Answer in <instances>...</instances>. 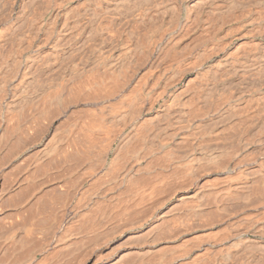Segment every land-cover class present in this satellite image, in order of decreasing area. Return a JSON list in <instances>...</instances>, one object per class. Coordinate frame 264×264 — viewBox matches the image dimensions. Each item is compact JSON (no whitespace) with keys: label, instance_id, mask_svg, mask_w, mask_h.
Segmentation results:
<instances>
[{"label":"rangeland","instance_id":"1","mask_svg":"<svg viewBox=\"0 0 264 264\" xmlns=\"http://www.w3.org/2000/svg\"><path fill=\"white\" fill-rule=\"evenodd\" d=\"M232 1H234L233 4ZM238 2H241V0H238ZM238 2L237 0H228V2L224 3L215 2L216 6L219 3L217 7H222V3L224 6L228 4L231 5L225 8L226 11L227 9L229 11H227L228 15L225 16L228 20L222 15L227 14L226 12L220 13L218 14L219 16L216 17L217 14H214L216 12L214 11L213 13L212 11L214 14L212 16L210 10L213 9H210V12L205 11L206 13H202L203 15L200 18L204 19H200L201 24H189L191 27L187 24L190 29L187 25L181 24L184 21L183 18H185V13H183L181 22H179L180 27L177 28L176 34L175 32L171 34L172 42H170L171 40L169 41L172 43L171 45L169 43L163 46L160 45V49L157 48L152 51L150 50L152 47L148 48L147 53L149 56L147 54L148 60L144 65L145 67L142 64L135 74L130 75V72L127 73L125 77L128 76L129 80L125 78L124 75L116 77L117 85L115 86L118 87L122 83V88L124 89L127 87L126 92L128 91V93L132 91L130 88H133V91H137L138 87H136V84L135 86L133 85L137 83V81H147L148 83V88L144 91L142 96L140 95V99L137 100L138 102L136 101V105L132 104L134 106L130 108L128 116L132 117L133 115L134 117L132 118L125 116V119L122 118L119 120V118H116L118 111L115 112L113 110L114 112H110L109 109L103 107H101V111L98 106L100 103L96 104L97 106L94 105L92 101L94 102L96 100L92 99L91 101L89 98L92 97H90L87 92L81 91L79 94L73 92L74 96L70 94L71 92L68 88L66 90L64 89L66 91L64 94L61 93L62 95H57L59 97L56 96L55 100L51 97L52 100L50 99V101L52 102L49 101L51 104L48 105V103H46L48 106L42 105L39 101V103L35 101L36 103L31 102L23 104L20 107L17 106L15 108L16 110L14 109L15 111L13 110L11 114L7 113L9 121L12 118L10 122L8 121L9 123L12 122L11 124L8 122L6 124V114L2 116L4 121L0 124V264H25L29 258L30 261L26 264H67L68 260L69 263L70 261H74V259H70L78 257L79 254H83L88 248L94 249L99 254L111 252L110 255L112 258H117L116 260L119 262L117 263L116 261L113 264H142L143 261L147 264H155L159 259L160 262L162 260V263H158V261V264H169L171 261L169 258L174 260V258L180 254L186 252H192L190 257H193L196 256L195 253L197 252V255L199 254L196 256L198 257L197 260L195 257H193L194 259L189 257L188 259L190 260L186 259L188 262L183 260V262L177 261L175 263L189 264L191 261L190 264H196V261H198V263L204 262L203 260L199 261V257L207 254L206 257L203 256V259L207 260L206 258L212 256L211 254H216L217 250L221 251L224 246L226 247L228 243L225 242V236L227 237L229 233L231 234L235 231L239 233L240 230L241 234L242 232L246 234L252 230L261 233L263 230L262 234H257L260 236L264 235V215H262L264 214V202L262 204V201H264V171H262V174L261 172L258 174V171L261 170L260 167L257 166V163H260L258 161L263 158V156H261V151H264L262 150L264 148V142H262L263 140L260 141V143H257V146L253 143L256 142L257 136L260 137L259 135L261 132L260 134L255 132L257 136L254 133L255 130H260L258 129L260 128L259 126L257 129L255 128V130L250 131L248 127L249 131L246 130L247 128H244L246 125H240V123H238L239 121L236 122L237 119L235 121L238 114L234 118V113L232 114L231 111L233 106L226 107L228 101L225 100H229L231 105L236 106V109L234 108L233 111L236 110L235 113H238L237 102H241V100L236 98L235 92L238 88L236 89L233 85L234 81H237V79H224V84H227L224 86L229 87L228 89H224L223 86L217 87L218 89L212 88L211 90H207L206 86H202L207 80L206 70H204L202 74L201 72L197 74L194 70L180 72L183 65L177 63L175 60V58L179 56H176V54H178L177 51L180 48L182 50V45L186 46L185 42H187L188 39L190 42L187 43L190 44L192 42L191 45L193 46L199 42L194 48L190 45L186 47H191L190 49H186L187 53L189 52L190 54V51L196 52L189 55V61L192 60L191 62H193V64L200 63L203 59L202 56H208L211 50H219L214 53L212 52L211 55L213 59L211 57L210 60L204 62L206 64L203 65V68H205V66L207 68V65L212 64L213 61L215 62L222 57V53L220 52L222 49L219 47L217 48L219 44L223 45L222 48L224 50H230L235 46V43L239 41L238 39H240V36H244L247 41L250 40L249 42L251 44L253 43L250 46V50L252 51L255 50V43L257 45L261 44L260 46L264 45V36L261 34H255L251 36L252 38L250 34H240L238 38L236 37L239 35V24L236 18H239L241 15H239L238 12L240 11L239 7L241 8L242 2L241 5H239L240 3L238 4L239 6L235 5L237 7L236 9L232 7H235L233 6L234 3L236 4ZM262 2H264V0H261V2L251 1L250 3L254 5L250 6L252 10H250L251 8L248 9L249 6H247V4H252L243 3V6H247V9L250 10L251 15L250 12H248L245 17H242V20L246 21L248 18L253 17L251 19L257 21V19L254 18L256 16L255 12L259 14V16L257 14L256 18L259 19L260 16L264 17V3ZM213 5L215 4H212L211 7L215 8L216 6ZM256 5H258V8ZM231 8L232 10L234 9L233 12H236V14L238 13L239 16H236L231 11ZM259 9L262 10L259 11L260 13L262 12V15L258 12ZM242 10H244V8ZM208 12L210 15L207 14ZM241 13L243 14V11ZM206 14L216 18L208 20ZM222 16L223 18H221ZM210 17L209 19L212 18ZM218 18L219 22L217 21ZM210 21L215 22L210 23ZM226 22L229 23L226 24ZM204 24L212 30H215L219 24L224 25H222L224 31L227 26L230 29H232L233 26L235 28L233 27L231 33L228 32L229 35H227V31H230V29L227 28L226 33L222 31L225 35L223 36L221 33V39L218 37L219 40H216L209 38V34L211 35L214 31H208L209 29L206 27L203 29ZM195 25L198 27L193 29ZM130 26L129 27L134 30L137 28L136 25ZM199 26H203V28L200 27V30ZM186 29L189 32L186 31ZM198 30L200 31L197 32ZM233 30H235V32ZM187 32L190 33V35H186ZM205 33L208 34L206 37H204L206 35ZM181 34L184 36H180ZM199 34H201V36L203 34L202 38H204L205 41H202L204 44L201 42L202 45L199 40L201 39ZM231 34L233 37H231ZM226 35L225 41L223 37ZM176 36L177 39L179 37L180 41L177 39L175 40ZM195 37L199 39L196 40ZM214 40L218 43H216L217 46L213 50L214 46L212 44L215 45ZM220 41L223 44H221ZM165 47L168 52V58L165 53ZM174 49L178 50L175 51ZM208 49H210V51ZM244 49H240V56H243L244 53L249 51V48L245 49L246 52L243 51ZM164 50L165 52H163ZM159 54L160 57H162L161 59ZM151 55L154 56L151 57ZM157 55L158 57H156ZM194 55H196V57ZM166 60H171L169 62L172 63H168L170 68L167 67L168 64H165L167 62ZM155 63L158 64L156 65ZM155 65L156 67H154ZM163 65L166 69L169 68V70H164V68L161 69ZM148 66H150L151 70ZM146 70L153 75L146 77L148 73ZM159 71L165 72V75H167L165 79L159 78L160 76L158 77L157 74ZM173 72L175 75H173ZM156 75L157 78H154ZM143 77L145 80H143ZM217 77L216 80L212 82L219 81ZM116 79L114 80L115 83ZM134 80L136 82H134ZM166 80L168 84H165L167 83ZM110 82V84H107V87L113 86L112 88H114V82ZM200 82H204V84ZM127 83L128 85L131 83V85L128 86ZM131 86L136 87L135 90L134 87ZM164 86L168 87V91L165 93L164 98L161 99L162 101L159 100V102L152 106L151 103L148 104L154 88L156 90L158 87L162 88ZM213 89H215V91H213ZM146 91L147 94H145ZM205 91L206 93H203ZM211 91L213 92L211 93ZM171 95H175L176 99L174 100V96L172 97ZM170 96L172 98H170ZM223 96H225V100ZM141 97H143V100ZM123 98L125 97H119L121 100ZM170 99L176 103H174L173 109H168V113L166 109L165 112L170 115L169 119L173 118V122L175 116L178 115L176 117L177 121H179L176 122L178 125L169 120V124L173 123L175 126L173 124H163L166 122L163 121L162 123L160 120L163 119H160L161 116L157 114L159 109L161 110L162 104L164 103L163 105H166L168 102L170 103ZM121 100L115 98L112 102L116 103ZM218 102L221 103L219 104ZM24 105L25 107H23ZM92 105L94 106L92 107ZM222 105H224L223 108H221ZM136 106L138 107L135 108ZM215 106L220 107L214 109L216 108ZM176 107L179 108L176 109L179 111V114L175 110ZM144 108L147 111H143ZM133 109L137 112L139 111V113L131 111ZM172 110H174L175 113L177 112V114L175 115L174 113L173 115ZM239 110L241 111V109ZM260 110V112H262V108ZM223 111H225V113ZM133 112H135V114ZM258 114L260 120H262V122L260 121L261 129H263L260 130L262 131V137L264 135V115L259 112ZM157 115L159 120L157 119ZM12 116H14V118ZM87 118L88 120L91 118L92 122L96 119L94 121H98V124L87 125L89 122L86 120ZM128 118L130 120L127 121ZM231 118L240 126L234 125L235 123L231 124L233 123V121L230 120ZM131 119L135 123H133ZM83 120H86V125H82L84 123ZM124 120L126 124L123 123ZM158 121L161 123H157ZM142 122H144V124ZM208 122L209 124L211 123L210 125L213 127L210 125L208 126ZM127 123L130 124L128 125ZM224 123L225 125L229 124L230 127H228V125L227 127L232 130L228 128L225 129L226 126ZM154 124H159L158 126L162 128H158L159 130L156 131L157 126ZM184 126L188 128L185 129ZM208 127H211V129ZM180 128L182 131L179 130ZM233 128L235 129L233 130ZM242 129L246 131L244 134L243 132H239L240 130L243 131ZM178 130L182 132L183 136L185 133L188 135L186 134V137L184 136L183 138V136H180L181 133ZM191 131L194 132L193 136H190V134H192ZM173 132L175 135L172 134ZM249 132L254 134L252 135ZM236 134H239L242 138L238 135V137H240L239 139ZM249 134L254 137L249 136ZM210 135H213L214 138ZM247 136L249 138L244 139V137ZM216 137H218V140H216ZM254 138L255 141L252 142ZM213 139L216 140V142ZM244 140H246V142H244ZM247 142L248 145L246 144ZM197 143L202 144L198 145ZM258 147L262 148L261 151H259L260 148L258 149ZM253 149L256 152H254ZM258 151L261 154H259ZM255 153L258 154L256 155ZM251 159L254 160L252 161ZM223 167H225L224 170ZM255 167L257 169H255ZM255 171L257 173H255ZM240 176L241 178H239ZM259 178H263L261 179L263 182ZM240 182L243 186H241ZM249 182L251 183L249 184ZM236 183H239V186ZM229 186L232 187L229 188ZM240 186L242 188L244 187L243 190ZM258 186L259 190H256ZM235 187H237V189H235ZM261 192H263V194H261ZM260 195L261 198L258 197ZM252 200L253 202L255 201L254 203L256 204L259 201L260 204L258 203L256 207L254 206L255 204L251 202ZM253 218H255V220H253ZM242 221H244L246 225L243 224ZM137 222L140 224L143 223V226L137 228L139 224ZM235 222H238L237 224L240 227L236 226L237 224ZM240 222L241 224H239ZM183 223L186 224L183 225ZM251 223L253 224L251 225ZM133 224L135 226H133ZM176 225L177 227H175ZM247 225L250 231H248L249 228ZM258 226L259 228H257ZM182 227L184 230H182ZM257 229H261V231H257ZM245 230L247 231L245 232ZM183 231L185 232L183 233ZM177 232L178 234L181 232L180 237L176 234ZM173 233L178 236V240L169 242V239L175 237ZM169 235L170 238L167 237ZM165 238L169 239L166 240ZM217 238L220 239L217 240ZM144 240L146 244H141ZM147 242H149V244H147ZM217 245L222 246V248L220 247L219 249ZM192 246L193 248H190ZM216 247H218V249ZM187 248H189V250ZM215 248L217 249L216 252L214 251ZM151 249L153 250L151 251ZM202 251L203 254L201 255ZM209 252L213 253L210 254ZM123 254L125 255L124 257L122 256ZM53 255L57 256L54 257ZM156 255L162 257L160 258ZM118 256H121L119 257L121 259H119ZM135 256H137V258ZM153 256H156V260L155 258H151ZM164 256H166V258ZM138 257L141 263H138ZM142 258L145 259L142 261ZM162 258H164V260ZM128 259L136 261H132L131 263L130 260L129 263H126ZM167 259L170 261L168 262ZM153 260L156 262L154 261V263Z\"/></svg>","mask_w":264,"mask_h":264},{"label":"bare ground","instance_id":"2","mask_svg":"<svg viewBox=\"0 0 264 264\" xmlns=\"http://www.w3.org/2000/svg\"><path fill=\"white\" fill-rule=\"evenodd\" d=\"M251 1H255V2L260 1L261 2V0H241V2H242L241 8L242 9L244 8V10L246 9L244 11L239 7L240 11L241 10L243 11V14H242L241 13L242 11L240 12L238 10L239 11L238 13H239V15L241 14L240 15L241 17L238 15V13L236 14V12H233V10L237 8L235 5H238L239 3H240L239 5H241V2H238V0H237L238 3H236V4L234 3L233 6H235V7H232L234 9L232 10V8H231V11L236 16L237 15L239 16V18H236L233 15L237 19V22L239 24V35L237 34L238 35V36H236L237 38L240 36V34L241 35L250 34V37L254 36L255 34H259V35L261 34L264 36V17L263 16H260L261 19L260 18L258 19V18H256L258 13L255 12L256 16L254 18L257 19V21L256 20L254 21V19H251L253 17L248 18V20H246V21L242 20V17L243 16L245 17L247 15V13L250 12V10H252V8L250 6H254L253 3H250ZM215 2L216 3L217 2H220V3L223 2L224 3V2H228V0H0V124H1V122L4 121V119H2V116H4L5 114L7 115V113L11 114V112L17 106L20 107L23 104L31 103V102H35V101L36 102L39 101V102H41L42 105L44 104L45 106H48L51 104V103H49L51 97H52V99L55 100V97L61 93L64 94L66 92L65 90L67 88L70 90L71 93L68 92L70 94H73V92L75 94H77V93L79 94V92H81V91L87 92L89 94V96L92 97V98H89L91 101H92V99L96 100L94 102L92 101V103L94 105L100 103V105H98V106L100 107L101 111H102L101 107L109 109L110 112L111 111L112 112L118 111L116 118H119V120L124 118L125 116L129 117V118L134 117L133 115H132V117L128 116V114L130 112V108H132L134 106L132 104L136 105V101L138 99H140L139 98L140 95L142 96L144 91L148 88V86H147L148 83H147V81H142V82L137 81V83H134V82H136L134 80L133 85L135 86V84H136V87H138L137 91L135 90L136 87L131 86V87H134L135 91H133V88L129 87L130 89H132V91L131 92L129 91V93H128V91L126 92L127 87L124 89L122 88V86H123L122 83H121L122 86L119 85L121 87L115 86V85H117L116 77L119 75H124V77H125V75L129 72L131 73L130 75H133V74H135V72H137L140 69L142 64L144 66L148 60V58H147L148 48L152 47L150 49L152 51V50L159 48L160 45L163 46L164 44H167V43H169L171 45L172 44V43H170V42H172V40H171L172 35L171 34H173L174 32L176 34V30H178L177 28L180 27L179 22H181V19L183 17V13H185V18H183L184 21L181 23L182 25H184V24L185 25H187V24L188 25L189 24H191V25L192 24H196V25L201 24V20H203L204 18H200V17L204 13L209 11L210 9H213V10H210L211 11L210 14L212 16L214 14H217L216 17L219 16L218 14H220V13L222 14L223 12H226L227 14H222V15H224V18L226 20H228L227 17H225V16L228 15L229 11L227 9V11H228L227 12L225 10V8L228 6H231V5L228 4V5L224 6V4L222 3V5H223V6L221 5L222 7H220V6L217 7L219 5V3L216 6ZM233 2L234 1H232V4H233ZM243 3L252 4V5L247 4V6H249L248 9H250V8L251 9L248 10L247 6H243ZM262 3H264V2H262ZM212 4H215L213 6H216V7L212 8L211 7ZM257 6L258 5H256V7ZM261 9H259L258 12L262 11ZM212 11H213V13H214V11L216 13L213 14ZM209 12L207 14H209ZM244 12H245V14H244ZM260 14L262 15V12ZM209 15L206 16V18L208 20H213V18L214 19L216 18V17H212V16H211L212 17L211 18ZM250 15H251V12H250ZM263 15H264V10H263ZM208 16L211 19H209ZM258 16H259V14H258ZM221 18H223V16ZM221 18H220V20H221ZM231 19H232V15H231ZM249 19H251V20H249ZM217 21L219 22V18ZM232 21H233V19H232ZM213 22H215V21H212V22L210 21V23H213ZM229 22H226V24ZM208 23H209V21H208ZM130 25H136L137 26V28L135 27L136 30L130 28L131 27ZM191 25H189V26L191 27ZM196 25H195V28L193 27L194 25L192 26L193 29H196L198 27ZM222 25L223 24H221V25L219 24V26H217L215 28V30L209 29L207 26H205V24L203 25L204 28H203V26H199V28L201 27V28L205 29V27H206L209 29V30L207 29L208 31H211V30L214 31L211 33V35L207 32L209 34V38L219 40V38L221 39L222 31L226 33V29L227 28L230 29L226 25L227 28L224 31V29H223L224 25L223 26ZM189 26H188V28L190 29ZM233 27H232V29H233ZM133 28H134V26H133ZM201 28H200V30H201ZM232 29H230V31H227V35H229V33H231ZM200 30H198L197 32H199ZM235 30H233V31L235 32ZM186 31H188V30L186 29ZM178 32H180V31H178ZM188 32L186 35H190V33H188ZM207 33H205L206 35L204 34L205 35L204 37H206L208 35ZM232 34H231V37H233V35H234V34L233 35ZM199 35L201 36V34H199ZM224 35L225 34H223V36ZM227 35L225 37H223V39H225V41H226ZM180 36H184V35L181 34ZM202 36H203V34H202ZM202 36L200 37L201 39L196 38V37L195 38H196V40L199 39L200 43H201L202 41H204V38H202ZM176 39H177V36H176L175 40ZM177 40L180 41L179 37ZM188 40H187V42H190ZM216 40H214L215 42L213 41L215 43V45L212 44L214 46L213 50L217 46L216 43H218V42H216ZM238 40L239 41L237 43H235V46H233V48H231L230 50H224L222 48L223 45L219 44V46H217V48L219 47L222 49V51L220 50V52L222 53V57L217 59L215 62L213 61L214 63L212 62V64L207 65V68H206V66H205V68H203V65L206 64L204 62L211 59L212 52L214 53V52L219 51V50L216 49L215 51H212V50L210 51V49H208L211 53L208 55L207 53H209V52H207L206 54L208 56H206V57L204 56L205 58L202 56L203 59L200 63L193 64V62H191L192 60L189 61V55H191V53H196V52L190 51V54H189V52L187 53L186 49H190L191 48L190 46H193V45H191L192 42L190 44L185 42L186 46L182 45V50H181V48L179 50L177 49L178 51L174 49L178 53V54H176V56L179 55L177 57L175 56L176 57L175 60L177 63H181V65H183V68L180 72L194 70L197 74H199L200 72L202 74L203 71L206 70V72H205V73H207V76H206L207 80L205 83L206 85L204 84V82L203 83L200 82V83L204 84L202 86H206L207 90H211L212 88L223 87L224 85H227V84H224L225 78L229 79V80L237 79V81H234L233 85L236 87V89L238 88L236 90V92L234 91L236 93L235 94L236 98L241 100V102H237L238 103V106H237L238 107L237 108L238 113H235L236 110L233 111L234 108L236 109V106L231 105V102H229V100H225V96H223L224 100L228 101L226 107L227 106L228 107L233 106V109H231V108L230 109L232 111V114L234 113L233 114L234 118L238 114L237 115L238 117L235 118V121L237 119L236 122L239 121L238 123H240V125H246V126H244L245 129L248 127L249 130L251 131V130H255V128L257 129L259 126L260 128H258V129L263 130V129H261V126H260V121L262 122V120H260V116H259L258 112L261 113L262 115H264V112H263V110H264L263 109V106H264V45L260 46L261 44L257 45L255 43L254 44L255 50L253 49L254 51H252V50H250V46L253 43L251 44L249 42L250 40L247 41L246 38H244V36H240V39H238ZM227 41H230V40H227ZM193 42H197V41H193ZM206 42H207V40H206ZM197 43H199V42H197ZM197 43H196V45H197ZM202 43H201V45H202ZM220 43H221V41H220ZM259 43H260V41H259ZM221 44H223V43H221ZM177 45H178V43H177ZM188 45H190L189 48H186ZM196 45H194L192 48H194ZM168 47H169V45H168ZM203 47H205V46H203ZM169 48H168V50H169ZM225 48H226V46H225ZM244 48L245 49L249 48V51L246 52V50ZM240 49H244L243 51L246 52V53H244L243 56L239 55ZM165 50H166V52H165ZM165 50L163 52H165L167 54V58H168V52H167L166 47H165ZM151 51H149V52H151ZM241 52H242V50H241ZM148 56H149V54H148ZM152 56H154V55H151V57ZM194 56L196 57V55H194ZM156 57H158V55ZM159 57H160V54H159ZM173 57H174V55H173ZM153 58H155V57H153ZM161 58L162 57H160V59ZM212 59H213V57H212ZM166 61L167 62L165 64H168V63L171 64L172 63V62H169L171 60H169V61L166 60ZM158 63H155V64L157 65ZM169 64L167 67L170 68ZM156 65L154 67H156ZM164 65H163V67H161V69L164 68V70H169V68L166 69L164 67ZM172 66H174V65H172ZM148 68H150V66H148ZM153 69H156V68H153ZM150 70H151V68H150ZM171 72H172V69H171ZM149 74H150V72L147 73L146 77L153 75V74L152 75L151 74L149 75ZM155 74H157V73H155ZM157 75H158V77L160 76L159 78H163V79H165L167 76V75H165L164 71H159V73ZM157 75L154 76V78L155 77L157 78ZM173 75H175L174 72H173ZM216 77H217V79H219V81L212 82V81L216 80ZM113 78L116 79V83L114 82L115 79H113ZM125 78L128 79V76ZM128 80H126V81H128ZM143 80H145V78ZM110 81L114 82L113 84L116 88L115 87L112 88L113 86L107 87V84L111 83ZM166 82H167V80H166ZM113 84H111V85H113ZM165 84H168V82ZM169 84H170V81H169ZM231 84H232V82H231ZM111 85H108V86H111ZM127 85H128V83H127ZM130 85H131V83H129L128 86H130ZM149 85H151V84H149ZM155 86H156V84H155ZM110 88L112 89V91ZM206 88H205V90H206ZM226 88L228 89L229 87L224 86V89H226ZM113 89H116V90H113ZM69 90H67V91H69ZM154 90H155V88H154ZM154 90L153 91L151 90L153 93H152V95H150L149 103L147 102L148 104L151 103V106L153 104L159 102V100L164 98L165 93L168 91V87L167 86H164L162 88L158 87V89H156L155 91ZM213 91H215V89H213ZM213 91H211V93ZM148 92H150V91H148ZM84 93H82V94H84ZM203 93H206V91ZM145 94H147V91ZM209 95H210V93H209ZM228 95H229V93H228ZM69 96H72V95H69ZM171 96H170V98H172L174 96L173 99L174 100L176 99L175 95H173L172 97ZM57 97H59V96H57ZM119 97L120 98L125 97V98H123L121 100V99H119ZM246 97H249V98H246ZM115 98H118V100H121V101H117L119 103L112 102V100H114ZM142 98L143 97H141V99ZM147 98H148V96H147ZM221 99H223V98H221ZM221 99H219V100H221ZM134 100H135V103H134ZM177 100H178V98H177ZM224 100H221V101H224ZM85 101H87V100H85ZM172 101L173 100L170 99V103L168 102L166 105H163L164 104L163 103L161 110L159 109V112L157 113L158 115L163 117V118L160 117V119H163L160 121L162 123H163V121L166 122V123H163L165 125L169 124V120H171L173 122V118L169 119L170 115L167 114L168 113L167 111H169L173 107L174 103H176L175 101H173V103H172ZM50 102H52V101H50ZM46 103H48V105ZM171 103H172V105H171ZM87 104H89V103H87ZM177 104H176V106H177ZM94 105H92V107ZM140 105H141V103H140ZM224 105H222L221 108H223ZM220 106H218V107H220ZM23 107H25V105ZM137 107L138 106H136L135 108H137ZM218 107H216L214 109H218ZM145 108L143 111H147V110H145ZM147 108H148V106H147ZM149 108H151V107H149ZM261 108H262L263 113L260 112ZM176 109H179V108L176 107L175 110ZM239 109H241V111ZM137 110H139V109H137ZM165 110L167 113L165 112ZM95 111H96V109H95ZM131 111L137 112L135 109H133ZM212 111H214V110H212ZM220 111H221V109H220ZM225 111H223V112L225 113ZM135 112H133V113L135 114ZM177 112L179 114V111H177ZM177 112L175 113L174 110H172L173 115H174V113L176 115ZM227 112H228V110H227ZM229 112H230V110H229ZM100 113H102V112H100ZM137 113H139V111ZM165 113H166V115H165ZM12 115H14V114H12ZM112 115H115V114H112ZM158 115H157V119H158ZM177 116L178 115L175 116V119L173 122L174 124H177L176 122H179L176 119ZM12 117L14 118V116H12ZM5 118H6L5 120H7L6 121V124H7V122L9 121L8 115H7V117L5 116ZM129 118L127 119V121L130 120ZM11 119H10V121H11ZM114 119H115V116H114ZM223 119H225V118H223ZM232 119L233 118H231L230 120L233 121ZM86 120L89 122L88 123L85 122ZM86 120L85 121L83 120L85 124L83 123L82 125H86V123H87V125L88 124H90V125H97L98 124L97 123L98 121L97 122L94 121L96 119H94L93 122H92L91 118L89 120L87 118ZM90 120H91V122H90ZM212 120H213V118H212ZM105 121H106V119H105ZM107 121H108V119H107ZM116 121H118V120H116ZM131 121L133 122L132 119H131ZM160 121H158L157 123H161ZM231 121H230V123H231ZM235 121H233V123H231V124H234ZM214 122H216V121H214ZM11 123H9V124H11ZM123 123H125V120ZM133 123H135V122H133ZM142 123L144 124V122H142ZM142 123H140V124H142ZM173 123H170L169 125H171ZM238 123H235L234 125L240 126ZM197 124H198V122H197ZM206 124H204V125H206ZM210 124L208 122V126ZM216 124H214V125H216ZM133 125H135V124H133ZM154 125L157 126L156 131L159 130L158 128H162V127L158 126L159 124L158 125L154 124ZM224 125H225V123H224ZM227 125H228V127H230L229 124H227ZM227 125H225L226 126L225 129L228 128ZM161 126H162V124H161ZM210 126H212V125H210ZM168 127H170V126H168ZM235 127H237V126H235ZM242 127H239V128H242ZM184 128L186 129L188 127L184 126ZM208 128L211 129V127H208ZM248 128L246 130H248ZM234 129L235 128H233V130ZM179 130H181V128ZM260 130L254 131V133L257 132L259 134L261 132V134L259 135L260 137H258L257 133H255V135L257 136V138L255 136L256 142H253V141H255V138H254V140H252V142L255 143L256 146H257V143H260V141L263 140L262 142H264V137H263L264 135L261 137L262 131H260ZM217 131H219V130H217ZM203 132H204V130H203ZM239 132H243V134H244V132H246V131L240 130ZM180 133H181L180 136H183L182 132H180ZM193 133L194 132H192V134H190V136L191 135L193 136ZM206 133H207V131H206ZM249 133H251V132H249ZM254 133H251V134L253 135ZM172 134H174V132ZM186 134L187 133H185V135ZM239 134L242 135L241 133H239ZM251 134H249V136H251ZM238 135H237V137H238ZM184 136H183V138H184ZM210 136L213 137V135H210ZM230 136H231V134H230ZM218 137H216V140H218ZM240 137H238V138L240 139ZM251 137H254V136H251ZM230 138H232V137H230ZM245 138L248 139L249 137L247 136V137H244V139ZM239 139H238V141H239ZM205 140H203V141H205ZM216 140H214V141L216 142ZM199 141H201V140H199ZM244 142H246V140H244ZM202 143H204V142H202ZM202 143H199V144L197 143V144L201 145ZM246 144L248 145V142ZM261 144H263V143H261ZM244 145H245V143H244ZM242 148H244V147H242ZM259 148L260 147H258V149ZM261 149L262 148H260L259 151H261ZM262 150H264V148ZM254 152H256V151L254 150ZM261 153L259 152V154H261V156H263V158H262V160L258 161L260 163H257L258 164L257 166H259L260 170H261V171H258V174H260V172L262 174V171H264V160H263L264 159V151H261ZM251 160L253 161L254 159H251ZM224 168L225 167H223V170H224ZM236 168H238V167H236ZM255 169H257V168L255 167ZM256 171H255V173H257ZM241 174H243V173H241ZM263 175H262V177H263ZM243 177H244V175H243ZM239 178H241V176ZM263 178H261V179H263ZM250 183L251 182H249V184ZM240 184H241V182H240ZM237 185L239 186V183ZM244 185H246V184H244ZM241 186H243V185L241 184ZM241 186H240V188H242ZM230 187H232V186H229V188ZM233 188H234V185H233ZM243 188H242V190H243ZM246 188H245V190H246ZM235 189H237V187H235ZM256 190H259V186L256 188ZM263 192H261V194H263ZM258 197L261 198V195ZM251 202H253V200ZM263 202L264 201H262V204H263ZM258 203L260 204L259 201H258ZM248 204L250 205V202ZM254 204L253 205L257 207V204L256 203H254ZM250 207H251V205H250ZM261 207H262V205H261ZM262 215H264V214H262ZM253 220H255V218H253ZM140 222H142V221H140ZM242 222H243V224H245L244 221H242ZM137 223H139V222H137ZM185 224L183 223V225H185ZM239 224H241V222ZM252 224L253 223H251V225ZM233 225H235V224H233ZM133 226H135V225L133 224ZM142 226H143V223H141V224L139 223L137 225V228H140ZM236 226H239V225L237 224ZM130 227H131V225H130ZM175 227H177V225ZM178 228H179V226H178ZM193 228H195V227H193ZM248 228H249V226H248ZM257 228H259V226ZM132 230H134V229H132ZM182 230H184L183 227H182ZM228 230H229V228H228ZM247 230H245V232ZM258 230L261 231V229H257V231ZM248 231H250V228ZM178 232L176 234L179 235V237H180V233L182 231L179 234H178ZM184 232L185 231H183V233ZM262 232H263V230H262ZM262 232L260 233V232H256L255 230H252L250 232H247L246 234L243 232L241 234V230H240L239 233H237L236 231L232 232L231 234L229 233V235H227V237L225 236V238H226L225 242L228 243V245L226 247L224 246V248H222V246L217 245L219 247V249H220V247L222 248L221 251L219 250L220 252L217 250L218 247H216L217 249L216 248L214 249L215 252L217 250L216 254L213 252H209L210 254L213 253L214 255L211 254L212 256H209V254H208V256L210 258L209 257L206 258L207 260L203 259L204 258L203 256L206 257L207 254L203 255L202 257H199V259H200L199 261H201V260L204 261L202 263H198V261H196L198 258L196 256L199 255V254L197 255V252L195 253L196 256H193V257L196 258V260H195L197 262L196 264H264V235L260 236L257 234V233L262 234ZM176 234H174L175 237H173L174 236L173 235L172 236L173 238H171V239H169L170 235L167 236V237H169L168 238L170 240L169 242H175L178 240V236ZM248 234H250V235H248ZM243 235L244 236L247 235V236L244 237ZM220 238H221V236H220ZM168 239H166V240H168ZM219 239L217 238V240H219ZM166 240H165V242H166ZM132 242H134V241H132ZM139 242H141V241H139ZM144 243L146 244L145 240L141 244H144ZM213 243H214V241H213ZM147 244H149V242H147ZM150 244H151V241H150ZM119 246H120V244H119ZM210 246H212V245H210ZM114 247H115V245H114ZM94 248H96V247H94ZM190 248H193V246ZM197 248H198V246H197ZM88 249L86 251H84L83 254H81V255L79 254L78 257H74V258L70 259V260L74 259V261H70V263H69V260H68L67 264H113L116 261H117V263H119L118 260H116L117 258H115V259L112 258V256L110 255L111 252L99 254L94 249H91V248H88ZM138 249H139V247H138ZM187 249L189 250V248H187ZM148 250H150V249H148ZM152 250L153 249H151V251ZM204 250H206V249H204ZM146 251H147V249H146ZM203 251H202L201 255L203 254ZM128 252H130V251H128ZM128 252H127V254H128ZM205 252H207V251H205ZM191 253L192 252H186V253L180 254L179 256L174 258V260L169 258L171 260V261L169 260L170 261L169 264H175L177 261L183 262V260H186L190 257ZM127 254H126V256H127ZM152 254H153V252H152ZM55 256H57V255H55ZM122 256L124 257L125 255L123 254ZM156 256H153L151 258H155V260H156ZM162 256H163V254H162ZM162 256H157V257L161 258ZM174 256H176V255H174ZM119 257H121V256H118V258ZM135 257L137 258V256H135ZM164 257L166 258V256H164ZM193 257H190V258L194 259ZM119 259H121V258H119ZM144 259L142 258L141 260L143 261ZM162 259L164 260V258H162ZM31 260H32V257H31ZM130 260L131 259H128V261L126 263H129ZM155 260H153V262ZM159 260H157V262ZM188 260H190V259H188ZM28 261H30V258H29V260H27V262ZM64 261H65V259H64ZM132 261L135 262L136 260L135 261L131 260V263H132ZM137 261H139L138 263H141L139 257H138ZM167 261H168V259H167ZM190 262H189V264H190ZM143 263H145V262L143 261L142 264ZM158 263H162V260H161V262L159 261ZM163 263H164V261H163ZM63 264H66V263H63ZM145 264H147V263H145ZM186 264H188V263H186ZM191 264H193V263H191Z\"/></svg>","mask_w":264,"mask_h":264}]
</instances>
